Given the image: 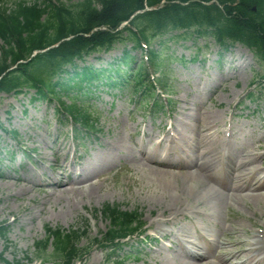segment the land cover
Segmentation results:
<instances>
[{
    "label": "rangeland",
    "instance_id": "374dc122",
    "mask_svg": "<svg viewBox=\"0 0 264 264\" xmlns=\"http://www.w3.org/2000/svg\"><path fill=\"white\" fill-rule=\"evenodd\" d=\"M66 1L75 4L80 0ZM177 34L184 35H173ZM191 34L186 35V41L168 40L169 35L161 39V42L165 41L163 44L154 42L153 50L164 58L162 74L167 91L162 92L159 85H152L153 99L133 94L132 90L108 89L107 86L93 88V95L88 99L63 98L67 105L76 101L92 111L97 124L84 136L72 133L67 123L58 118L61 107L57 100L34 102L33 91L20 96L0 94V124L10 131L6 133L0 128V225L7 228L9 239L5 242L0 238V254L6 261L23 264L54 262L51 246L46 251L36 247L38 242L46 239V228L49 227L52 230L74 228L86 231L78 247L87 248L88 253L73 264H105L108 254L95 239L109 228V222L101 215H95V210L108 204L128 211L139 209L144 215L146 232L143 237L125 242L113 256V260L123 264H187L180 243L197 256H206L204 250L192 249L190 242L200 245L205 239L214 245L215 239L230 232L232 224L241 229L240 236L245 240L254 232L264 231V201L251 205L253 208L246 201L239 208L232 204L215 216L208 207H194L192 199L188 198L183 207L200 214L191 215L186 209V217L179 216L175 221L167 222L171 217L168 213L163 215L166 198L162 187L140 171L133 154H127V149L132 151L133 145L140 140L149 143L151 137L162 138L171 126L181 122L179 128L184 138L190 137L189 142L180 147L186 161L194 160L200 164L207 160L218 174L221 168L231 166L230 157L246 155L243 151L251 152L256 140L264 135V129H261L264 125V64L242 45L223 50L215 41L190 38ZM131 47V44L127 48L118 44L111 52L93 54L79 66L108 69L122 57L125 49ZM142 55L140 50H132L135 62L139 63ZM239 55L242 68L230 61ZM136 66L132 68L137 69ZM215 89L219 92L215 93ZM155 98H160L166 105L162 114L154 106ZM180 104H186L188 111L181 112ZM210 112L219 117L213 134L205 136L203 128L195 127L190 136L192 128L187 131L184 126L194 125L196 118L201 119ZM231 127L236 130L233 138L228 134ZM11 133H17L16 139ZM115 137H120L125 152L122 155L113 151L122 157L94 179V182L99 181L95 195L64 193V190L49 185L50 177L57 175L52 172L56 165L64 164L67 171H78L82 163L95 158L97 153L109 154L112 148L105 144ZM2 176L12 181L6 183L1 180ZM17 179H29L33 184L17 183ZM259 180L264 181L263 176H259ZM43 184L46 185L44 191L41 189ZM152 192L159 196L151 195ZM180 194L187 198L186 194ZM203 194L202 190L197 191L198 197ZM157 224L174 237L170 241L163 238L156 231ZM214 247V251L218 250ZM240 262L241 259L228 260V264Z\"/></svg>",
    "mask_w": 264,
    "mask_h": 264
},
{
    "label": "trees",
    "instance_id": "16d2710c",
    "mask_svg": "<svg viewBox=\"0 0 264 264\" xmlns=\"http://www.w3.org/2000/svg\"><path fill=\"white\" fill-rule=\"evenodd\" d=\"M177 32L212 38L224 48L240 43L264 63V0H80L75 4L0 0V94L20 96L34 91V102L57 100L62 106L59 117L71 122L74 133L79 129L91 132L96 126L92 112L62 99L90 98L93 88L100 86L122 88L131 85V77L133 89L149 91L147 67L158 74L163 66L162 56L152 46L169 35L170 40L185 37L173 35ZM118 44L145 51L148 62L134 70L131 51L124 50L108 69L79 66L93 54L109 52ZM121 67L130 71L123 72ZM156 80L164 89V79ZM147 95L153 96L151 92ZM97 214L109 222L106 232L95 240L108 254L105 264H123L113 256L125 240L140 236L142 214L138 209L125 211L109 204L95 210ZM46 234L36 247L46 251L52 246L55 260L48 264H73L88 253L87 248L78 247L85 230L47 227ZM0 238L9 242L3 225ZM1 263L23 264L6 261L3 254Z\"/></svg>",
    "mask_w": 264,
    "mask_h": 264
},
{
    "label": "bare ground",
    "instance_id": "6f19581e",
    "mask_svg": "<svg viewBox=\"0 0 264 264\" xmlns=\"http://www.w3.org/2000/svg\"><path fill=\"white\" fill-rule=\"evenodd\" d=\"M230 61L237 64L238 67H243L241 55L233 59L230 58ZM214 92L219 91L215 89ZM179 108L181 112L188 111L186 104H180ZM218 120V115L210 112L201 119L196 118L194 125H185L184 128L187 131L192 128L190 136L195 127L199 130L203 128L204 135L210 136L213 134L212 131L218 127ZM179 123L181 122H177L176 126H171L168 132H164L162 138L151 137L149 143L140 140L133 145L132 151L127 149L129 156L133 154V160L140 171L148 179L162 187L163 197L166 198L163 215L168 213V216L171 217L167 222H173L179 216H187L185 211L189 208L183 207V205L188 202V198L192 199L194 207H198V209L204 206L208 207L215 216H219L223 208L229 209L232 204L239 208L243 205L242 202L246 201L253 208L251 205L255 206L256 202L264 201V181L259 180V176L264 178V135L256 140V146L251 152L243 151L246 155L230 157L231 166L221 168L216 174L207 160L200 164L194 160L186 161L180 147L182 143L189 142L190 137L187 140L184 138ZM261 129H264V125ZM235 132L236 130L231 127L228 134L233 138ZM107 146L112 148L109 154L104 151L97 153L95 158L82 163L78 171L72 169L67 171L64 164L56 165L52 172L57 175L50 177L49 185L54 189L64 190V193L69 192L89 197L95 195L99 188V181L94 182V179L100 177L101 173L121 158L125 152L120 137L113 138L111 143L105 144V147ZM257 150L262 153H256ZM113 151L122 155H116ZM210 153L209 151L208 154ZM54 154L59 153L54 152ZM1 180L6 183L12 181L6 176H2ZM28 180L17 179L15 181L33 184ZM45 186L41 185L43 191L46 189ZM199 190L204 193L201 197L197 196ZM180 193L186 194L187 198H183ZM151 195L159 196L154 192ZM190 212L191 215L200 214L198 211L190 210ZM156 231L169 241L174 237L172 234L165 233L159 224H157ZM240 234L241 229L232 224L230 232H226L223 238L214 240V245L218 248L216 251H214V245L205 239L200 245L190 242L192 249L200 248L205 251L206 256H197L192 250L186 248L184 243H180L179 247L183 250L187 264H228L229 259H241L242 262L239 264H264V231L254 232L247 240L242 239ZM200 237L203 239L205 236Z\"/></svg>",
    "mask_w": 264,
    "mask_h": 264
}]
</instances>
